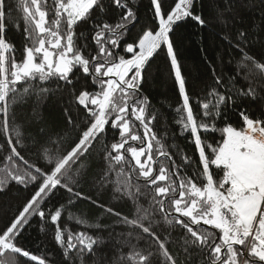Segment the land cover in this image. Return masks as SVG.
Returning <instances> with one entry per match:
<instances>
[{"label":"snow or ice","instance_id":"obj_1","mask_svg":"<svg viewBox=\"0 0 264 264\" xmlns=\"http://www.w3.org/2000/svg\"><path fill=\"white\" fill-rule=\"evenodd\" d=\"M165 4L150 0L151 26H142L121 54L138 21L135 0H0V192L16 186L27 193L0 225V264H48L21 243L33 219L50 226L64 264H75L73 253L86 264L104 243L103 233L112 236L117 227L128 264H264V112L254 118L241 110V126L227 123L218 141L201 135L216 132L215 121L241 100H264V55L251 53L260 38L234 24L221 35L238 70L228 84L212 69L213 86L197 100L198 119L171 34L182 22L207 28L210 21L196 11L195 0ZM233 12L224 0L219 15ZM221 23L227 29V19ZM9 24L23 34L19 60L7 38ZM81 25H89L87 35L77 34ZM161 52L181 100L174 122L198 155L192 175L191 158L181 152L176 162L166 130L157 137L159 117L143 93L147 69ZM238 78L246 88H236ZM50 82L65 95L63 127L37 113L28 122L36 124L35 134L25 135L16 102L42 99ZM105 197L131 200L135 212L124 214ZM148 197L151 214L139 203ZM65 216L86 230L72 231ZM177 227L182 231L173 241L168 229Z\"/></svg>","mask_w":264,"mask_h":264},{"label":"trees","instance_id":"obj_2","mask_svg":"<svg viewBox=\"0 0 264 264\" xmlns=\"http://www.w3.org/2000/svg\"><path fill=\"white\" fill-rule=\"evenodd\" d=\"M17 0H9L10 4H15ZM50 2V0H49ZM176 0H166L165 7L170 8L174 6ZM234 6L232 15L225 13L224 17L219 15V12L224 9V0H195V8L198 13L210 21L207 28H200L192 21L182 22L175 28L171 34L174 47L177 54V59L181 65L182 74L186 80L191 103L194 111L197 112V118L201 119L199 115V108L197 100L204 101L207 97V92L213 86V72L222 76L228 83L232 84L230 79L238 70V65L235 61L229 60L226 54V44L220 38L226 30L232 29L233 24L236 27L249 29L254 36H258L259 41L253 40L251 53L259 59L264 55V0H230ZM138 13V21L135 26H130V31L125 35L121 43L120 49L117 51L122 53L124 44L132 42L137 34L141 31L144 25L151 26V10L150 0H135L134 5ZM16 13V17H19ZM12 19V18H10ZM227 19V29L222 25L221 20ZM23 25L21 23V29ZM89 25H81L77 29V34L84 32L87 35ZM7 38L17 47V59H20L19 49L23 44V34L21 30L9 24ZM223 56V60L221 59ZM259 84V82H257ZM90 85V82H89ZM236 88H246L247 83L238 78L235 81ZM264 87V85H260ZM51 89V92L45 94L42 99H37L34 95L26 101H17L15 105L16 123L24 128L25 135H34L36 131V124L29 126V120L36 117L37 113L42 115L50 125L63 127V112L65 107V95L63 89L58 88L54 82L45 85ZM79 88L80 86L77 85ZM90 91L96 89L89 86ZM259 91V87H258ZM143 93L148 96L150 101V111L155 110L158 114V120L153 123V129L157 133L158 138L165 137L167 142L173 145L171 151L175 154L174 159L180 163V153H185L192 160V165L188 169V174L192 175L196 170L198 163V155L195 153L194 145L191 143V138L187 133L181 135V129L175 124L176 113L175 109L180 105V97L178 94V87L175 84L174 76L171 73L170 63L166 58L164 52H161L151 61V66L147 69L145 83L143 84ZM260 96L264 97V91H260ZM246 110L252 117H259L264 112V100H241L240 103L232 108L230 107L219 119L215 121L216 132H202V138L206 142H215L220 139L219 129L224 127L227 123L233 126H241V119L239 112ZM211 123V121H209ZM112 133H109V138ZM111 142V139H109ZM4 143V138L0 136V145ZM27 143V141H26ZM6 155V153H5ZM26 156L31 157V153H25ZM34 159V157H32ZM3 165L0 164V168ZM215 172L216 170L213 169ZM3 173L0 172V176ZM112 179L117 178L113 175ZM27 193L19 190L16 186H12L7 191L0 192V225L6 223L16 208L23 203ZM110 204L116 207L124 214H131L135 212L132 206V201L127 202L118 201L105 197ZM151 198L141 200L139 203L152 213ZM63 202V201H60ZM56 201H53L55 204ZM82 209L87 208V204L80 205ZM79 215V213H75ZM157 219L159 216L157 214ZM64 223L70 227L72 231L86 230L85 226H78L74 222L67 221L65 216ZM107 223V221H106ZM44 227L45 231L41 228ZM207 228L208 226H203ZM163 234L167 235L164 229H158ZM113 235L109 236L108 232L103 233L104 243L99 245L94 254L86 259V264H128L127 254L128 248H122L118 243L120 240L121 229L115 228ZM172 232L169 237L175 241L182 231L179 227L175 229H168ZM127 235V233H124ZM21 243L29 250L39 256L47 258L48 264H64L61 250L54 244L50 226L41 225L37 219H33L31 226L24 232ZM135 243V241H133ZM175 250V249H173ZM123 255V259L121 258ZM75 264H80V260L76 254L73 253Z\"/></svg>","mask_w":264,"mask_h":264}]
</instances>
